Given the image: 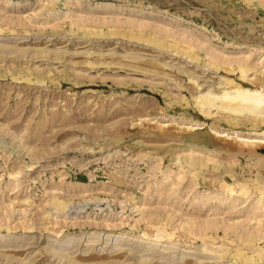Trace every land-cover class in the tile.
<instances>
[{"label": "rangeland", "instance_id": "obj_1", "mask_svg": "<svg viewBox=\"0 0 264 264\" xmlns=\"http://www.w3.org/2000/svg\"><path fill=\"white\" fill-rule=\"evenodd\" d=\"M237 93L264 0H0V264H264Z\"/></svg>", "mask_w": 264, "mask_h": 264}, {"label": "bare ground", "instance_id": "obj_2", "mask_svg": "<svg viewBox=\"0 0 264 264\" xmlns=\"http://www.w3.org/2000/svg\"><path fill=\"white\" fill-rule=\"evenodd\" d=\"M248 91V90H247ZM238 92V91H237ZM244 93V92H243ZM243 93H237L236 94V96H235V100H243L244 98L246 99V98H249L250 99V102L249 103H244V104H242L241 102L239 103V102H237L236 101V105L235 106H233V107H230L231 108V110H233V111H236V112H240L239 114H241V113H243L244 114V112H247V113H249V114H256L255 112H258L259 111V105H260V103H262V101H263V95H261L260 93H247V94H243ZM262 93V92H261ZM231 94V93H230ZM221 97V96H220ZM223 97H224V95H223ZM222 97V98H223ZM227 97V96H226ZM225 98V97H224ZM237 103H239V104H237ZM233 104H234V102H233ZM264 104V103H263ZM222 106H224V107H226L225 106V104L224 105H222ZM227 106H228V103H227ZM229 108V107H228ZM234 113V112H233ZM238 114V113H237ZM262 114V113H261ZM201 140V139H200Z\"/></svg>", "mask_w": 264, "mask_h": 264}]
</instances>
